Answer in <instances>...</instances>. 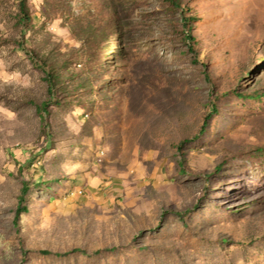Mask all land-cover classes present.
<instances>
[{
	"label": "rangeland",
	"instance_id": "rangeland-1",
	"mask_svg": "<svg viewBox=\"0 0 264 264\" xmlns=\"http://www.w3.org/2000/svg\"><path fill=\"white\" fill-rule=\"evenodd\" d=\"M28 8L0 0V264H264V0Z\"/></svg>",
	"mask_w": 264,
	"mask_h": 264
},
{
	"label": "trees",
	"instance_id": "trees-1",
	"mask_svg": "<svg viewBox=\"0 0 264 264\" xmlns=\"http://www.w3.org/2000/svg\"><path fill=\"white\" fill-rule=\"evenodd\" d=\"M176 4H179V0H174ZM18 6H19V21L21 22L23 29H27V26L31 22V16L29 14V8H28V0H18ZM192 37V36H191ZM190 41L194 42L196 41L195 37L189 38ZM22 47H24L23 44H21ZM26 52L31 56L33 61L43 70L45 74V80L48 85V92L51 96V99H53V96L55 95V88L58 82V75L55 73V70L48 64L47 61L43 60L42 58L38 57V55L31 51L28 48H24ZM257 96V95H255ZM49 104L50 102H44L42 103L38 108V112L40 113L43 121L46 122L47 117L49 116ZM209 118V117H208ZM206 121V120H205ZM206 125V122L203 123V127ZM203 130V129H202ZM28 185L26 183H23L21 192L18 196V205L15 212L14 222L17 223L18 217L22 212H27V207L24 205L26 201V196L28 193ZM74 251H81L83 253H86V251L81 249H73ZM42 254H51V251L43 250L40 251Z\"/></svg>",
	"mask_w": 264,
	"mask_h": 264
}]
</instances>
